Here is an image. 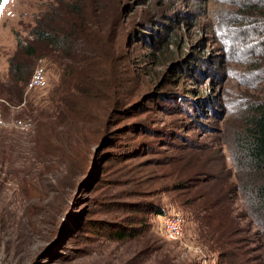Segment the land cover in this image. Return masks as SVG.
Instances as JSON below:
<instances>
[{"label":"rangeland","instance_id":"1","mask_svg":"<svg viewBox=\"0 0 264 264\" xmlns=\"http://www.w3.org/2000/svg\"><path fill=\"white\" fill-rule=\"evenodd\" d=\"M254 1H3L0 113L7 127L0 128V264H217L191 214L197 203L209 199L218 207L221 198L238 220L236 237H249L251 257L263 254L264 240H257L237 192L230 152L242 109L264 100V20L246 8ZM67 5L78 7L87 31L105 30L112 49L90 66L98 95L86 102L81 117L87 124L79 127L78 140L89 142L93 178L100 179L91 192L71 182L83 175H71L67 163L43 173L34 151L38 140L59 146L67 126L51 133L46 124L38 134L40 112L50 110L48 98L79 65L37 43L31 32L39 21L59 26ZM18 41L35 54L19 50ZM11 61L32 65L33 74L43 68L47 86L26 88L18 102L6 88ZM19 121L31 126L18 127ZM104 138L117 148H107ZM108 154L121 158L112 161ZM26 178L39 181L42 192L33 195ZM192 179L201 184L179 189V182ZM119 201H133L140 211L120 209ZM134 214L144 218L146 233L111 238L109 223L136 226L128 222ZM175 214L183 218L184 234L170 240L161 223Z\"/></svg>","mask_w":264,"mask_h":264},{"label":"trees","instance_id":"2","mask_svg":"<svg viewBox=\"0 0 264 264\" xmlns=\"http://www.w3.org/2000/svg\"><path fill=\"white\" fill-rule=\"evenodd\" d=\"M4 0H0V11ZM67 12L62 17L61 23L55 28L47 27L43 21H39L32 30L31 36L37 43L46 44L54 52L59 53V58L67 61L71 60L79 65V69L71 71L62 79L61 83L52 92L48 98L50 110L40 112L44 122L40 125L38 134L47 124L52 132L61 124L67 126V130L60 136L59 146L53 148L45 146L39 140L35 143V153L37 158L43 163V173L55 171L62 164L71 169L70 174H82L83 177L77 180H71L77 187L84 190L96 191L100 179L93 178L92 170L94 168L93 160L89 154V142L78 140L79 127L87 123L82 120L81 115L86 111V102L96 99L97 93L91 88L96 81L97 75L90 70L95 60L104 56H109L107 51L106 31H100V27L91 28L90 31L84 28L80 22L82 16L77 11V6L67 5ZM246 8L252 12L258 19L264 20V0H256L247 4ZM72 14V15H71ZM109 40V39H108ZM117 42L115 38L113 44ZM18 49L27 54L34 55L32 47H23L21 41H18ZM32 65L26 62L11 61L10 74L7 81V91L14 94L18 102L23 101L24 93L28 82L33 74ZM115 91V89H114ZM113 96V95H112ZM111 106V102H110ZM134 105L129 111L135 110ZM101 122L97 123V126ZM100 126L97 127V129ZM92 128V126H91ZM54 134L49 140L56 139ZM36 139V138H35ZM105 139V138H104ZM103 139V141H104ZM49 141V142H51ZM79 141L81 152H74L75 143ZM117 148L112 139H105V145ZM51 144V143H50ZM106 148V146H104ZM103 147V149H104ZM101 149V150H103ZM100 150V151H101ZM231 161L236 173L237 192L242 203L246 208V215L250 222L257 227V240H264V100L249 101L241 111L239 128L233 133L231 142ZM112 161L117 160L120 155L108 154ZM111 161V160H110ZM95 162V161H94ZM70 178L68 175L66 181ZM26 183L33 195L40 194L41 188L35 179L26 178ZM201 182L199 180H188L179 182V189H189L197 187ZM65 185V184H64ZM196 202V200L194 201ZM225 199L218 200V207L210 204L209 199H205L194 206L192 217L194 222L200 228L199 239L210 250L218 255L217 264H264V252L260 256L251 257V240L249 237H236L240 234L237 228L238 221L232 211L225 206ZM192 204V203H191ZM116 205L120 209H126L133 212H139L138 204L133 201H119ZM153 212L161 214L164 211L158 208H152ZM128 217L129 223H136V226L122 225L119 223H109L114 226V233L110 236L116 240H127L137 236L144 235L147 229V223L144 218L137 214ZM99 220H93L96 223ZM127 222V221H123ZM264 246V243H261ZM262 262V263H261Z\"/></svg>","mask_w":264,"mask_h":264},{"label":"built area","instance_id":"3","mask_svg":"<svg viewBox=\"0 0 264 264\" xmlns=\"http://www.w3.org/2000/svg\"><path fill=\"white\" fill-rule=\"evenodd\" d=\"M47 86L46 72L43 68H37L28 82L27 88L29 90L43 89ZM18 127L31 126L30 123H23L21 121L15 124ZM7 127V123L0 113V128ZM162 229L166 237L170 240H179L183 237L184 226L183 218L179 214L167 216L162 220Z\"/></svg>","mask_w":264,"mask_h":264}]
</instances>
